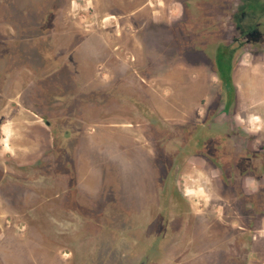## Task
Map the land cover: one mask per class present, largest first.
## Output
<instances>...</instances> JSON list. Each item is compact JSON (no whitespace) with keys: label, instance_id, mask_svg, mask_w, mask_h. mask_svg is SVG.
<instances>
[{"label":"rangeland","instance_id":"1","mask_svg":"<svg viewBox=\"0 0 264 264\" xmlns=\"http://www.w3.org/2000/svg\"><path fill=\"white\" fill-rule=\"evenodd\" d=\"M145 1L160 4L143 5ZM172 1L175 0H0V92L6 95L0 101V168L15 165L21 174L18 170L11 173L22 176L24 171L33 173L41 162L53 163L52 156L48 157L52 151L49 150L52 144L49 143L48 130L42 121L24 110L31 102L39 106L32 83L37 71H48L66 58L67 63L71 61L78 81L89 89H95L86 94L88 105L83 109V118L89 123L84 136L76 141L77 135L74 133L73 138L77 142L74 145L73 165L80 176L76 179L72 201L79 213L65 207L67 200L63 195L68 185L65 176L61 177L65 181L58 192L48 189L47 198L35 196L32 189H23L22 185L5 187L6 191L14 190L17 194L0 192V264H98L107 262L110 257L121 264H132L134 258L131 256L143 253L144 247H131V243L122 248L118 246L112 254L111 251L118 243V237L130 239L128 231L133 224L138 227L136 233L142 236L144 243L150 238L151 228L158 225L161 206L158 184L155 180L146 183L142 177L134 178L138 168L139 174L145 173L140 161L138 165L134 164L135 156L144 163L148 162L149 171L145 174H152L155 178L158 150L148 125L145 126L139 119L134 121L135 125L129 124L134 117L131 113L137 108L134 102H138L134 98L128 99V95L121 99L117 95L113 97L112 93L107 95L114 82L103 80H110L123 72L134 79L133 75L140 72L139 68L147 60L155 59V53H161L169 62L179 60L180 65L184 62L186 66L195 67L192 66V52L201 54L207 61L216 42L232 33L231 22L227 28L226 25L224 27L218 19L220 16L229 14L234 22V33L255 20L249 17L242 21V10L247 0H227L223 6V0H217L216 4L213 0H178L185 7L182 19L171 24L166 36L160 37L150 22H147V35L139 36L125 13L135 12L133 19L137 16L138 20L152 19L154 15H158L155 18L158 20L160 17L170 20L179 13L177 5H171ZM119 12L126 15L116 19ZM245 59L248 68L255 67L259 71L256 100L260 118L255 124L263 126L261 133L264 136V65L256 55L247 54ZM64 75L60 79L55 76L42 82H69ZM135 83L142 87L149 102L148 107L158 118L163 119L159 115L161 106L166 110L177 108L175 100H170L171 93L175 96L176 91L181 92L182 82H129L128 86L136 89ZM183 83L185 97L191 96L198 101V105L191 110L205 111L209 105L205 103L199 106L200 95L196 84L190 85L189 91L188 82ZM240 84L241 87L244 82ZM177 86L180 90L173 88ZM218 92L219 87H216V94ZM183 93L179 96L180 101L185 98ZM121 94H124L123 91ZM247 97L241 87L237 99L239 109L246 103ZM40 100L42 108H47L48 103L53 102L49 96ZM156 101L160 104H156ZM80 104L72 109L79 115L82 114L79 112ZM59 146L58 141L53 145L55 160ZM199 160L192 158L190 162L181 164V188L188 200L184 218L191 229L190 245L193 241L197 243V239L202 242L190 253L205 256H202L205 262L200 258L196 264H210L206 257L215 253L232 254L237 260L234 264H241V233L236 230L240 222L233 224L236 228L233 245L227 248L228 220L225 207L219 206L223 200L214 199L210 193L212 186L208 163ZM147 184L152 187L154 195L150 215L146 210L149 199L142 195L149 189ZM103 190L111 198L101 199L99 193ZM54 193L57 197L53 196ZM135 198L142 208L137 213L132 210L136 204ZM34 206L37 208L34 209ZM178 208L180 210L181 205ZM147 217L152 218L153 223L145 231L141 219ZM70 222L72 225H69ZM206 226L213 231H205L203 236L193 230L195 227L207 230ZM124 227L128 231L120 234ZM157 264L172 263L166 261ZM211 264L220 263L212 261Z\"/></svg>","mask_w":264,"mask_h":264},{"label":"flooded vegetation","instance_id":"2","mask_svg":"<svg viewBox=\"0 0 264 264\" xmlns=\"http://www.w3.org/2000/svg\"><path fill=\"white\" fill-rule=\"evenodd\" d=\"M213 2L216 4L217 0H213ZM226 2L227 0H223L221 2L222 6L224 3L226 5ZM115 4L119 6L117 3ZM159 4L160 2L153 3V1H145L143 3V5L150 6H158ZM245 4L244 10H242V21L251 17V19L255 18L254 22L251 24L247 23L245 26L243 24V30L239 31L238 33L240 34H238L237 32L234 33V22L229 14L227 16L221 14L222 16L218 18L219 21L224 27L226 25V28L231 22L233 25V28L231 27L232 33L225 35L216 42L209 60L206 61L201 54L192 52V66L195 67H191L190 65L186 66L184 62L180 65L179 60L169 62L161 56V53H155L154 58L160 60H147V63L139 68L140 72L133 75L134 79H130V76L123 72L124 74H119L120 76L118 75L110 80H103V82H114L111 88L109 87L107 90V95L112 93L113 97L117 95L120 99L128 95L126 96L128 99L134 98L138 102H134L137 108L131 113L134 117L133 121L131 119V122H129L130 126L135 125L134 121L136 120L137 122L139 119L145 126L148 125L153 133L158 150L156 176L154 178L152 174H145L149 171L148 162L144 163L135 156L134 164L138 165L140 161L145 173L139 174L140 168H138L134 178L137 176L142 177L146 183L155 180V183L159 186L158 200L161 204L158 211V225L156 228L152 227V230L150 229L149 240L145 237L147 242L145 241L144 243L142 236L136 233L138 227L134 226V224L129 228V231L127 227H124L119 233L121 234L127 230L130 239L118 237V243L116 242L117 244L112 249L111 254L118 246L122 248L125 247L124 245L131 243V247L133 245L134 247L137 245L144 247L140 256L135 254L137 257L139 256L138 258L134 257V255L131 256L134 258L132 264H157L166 261L172 264H182L184 262L196 264L200 258L202 262H205L203 260L205 258L204 255H202L203 258L201 255L190 253L191 249H194L197 245L200 246L202 242L201 239H197V243L193 241L192 245H190L189 232H191V229L187 227L184 218L188 200L181 188V177H183L181 164L190 162L192 158H198L200 159L199 161H203L205 164L208 163L209 179L212 186L210 193L214 199L223 200V202L219 203V206L223 205L225 207V215L228 220L226 231L230 239H227L225 246L229 248L233 245L232 239L235 235L234 229H236L233 224L239 221L240 226L236 230H240L241 233L242 263H264V136L261 133L263 126L250 123L251 120L246 110V103L242 104L239 109L240 105H237V99L238 87H240L239 84L241 82H234L232 77L234 68L240 63L242 58L246 61L245 57L247 54L256 55L258 61L264 65V0H256L255 2L247 0ZM171 5H177L179 13L170 20L165 19V17H160V20L155 19L158 18V15L152 16V19L138 20L137 16L133 19L135 12L125 13L136 28V33L139 36L147 35V22H150L161 37L162 35L166 36L170 32L172 23L181 21L184 13L185 7L180 1H172ZM119 8L121 7L119 6ZM125 13L119 12L116 19L124 17ZM142 26L144 27L142 28ZM65 59L48 71L39 70L36 72L35 82L32 83L38 95L36 102L39 103V106L36 107V103L31 102L30 106H25L24 108L27 113L42 121L48 130L49 143L52 144L49 149L52 151L51 153L49 152L48 157L52 156L53 163L41 162L37 165L38 167L34 168L33 173L24 171L22 176L11 173V171L18 170L15 165L0 168V192L6 195L17 194L14 190L9 189L6 191L5 187L22 185L23 189H32V193H35V196L47 198L48 189L51 188L52 191L57 190L58 192V189L62 187L61 185L65 181L61 177L65 176L68 181L67 190L65 195H63V198L67 200L65 207L79 213L78 208L72 201L77 185L76 179L80 176L76 173L73 165L74 145L78 139L82 140L86 125L89 123L83 118L85 112L83 109L88 105L86 94H89L90 90L94 91L95 89H89L86 84L79 82L71 61L67 63ZM176 66L182 71L184 69L190 70L187 74L189 80L195 76L194 71L202 67L210 74L215 75L217 81L205 82V94L200 96L202 100L199 103V106L208 103L209 106L207 105L208 108L205 111H193L191 109L178 111L160 110L159 115L163 118L160 119L148 107L149 102L145 98L146 94L143 92L142 87L137 83H135L136 89L128 85H130L129 82H150L151 84L154 82H167V80H161ZM63 75L64 79H68L69 82H42L48 81L55 76H59L58 79H60ZM216 87H219L218 94H216ZM121 91L124 94H121ZM179 93L176 91L174 96L172 92L170 100H175L178 104V101H180L179 96L182 95L181 92ZM5 96V94L0 92V101ZM46 96H49V99H52L53 102L50 101L47 108H42L40 103L43 101L40 99ZM82 97L84 98L83 100ZM78 103H81L79 112H82V114L80 115L72 110ZM74 133L77 135L75 142L73 140ZM57 141L60 146L57 150L58 158L55 160L56 152H53V145ZM17 172L20 173L19 170ZM148 188L142 195L149 199L146 210L148 215H150L152 211L150 205L154 195H152V187L149 186ZM105 193V190L99 193L101 199L108 200L111 198ZM53 196L57 197L55 193ZM137 196L135 195V197ZM135 203V207L132 210L137 213L136 211L142 208L138 206L136 198ZM178 205H181L180 210ZM36 208L37 206H34V209ZM152 221L150 217L141 219L142 228L145 231L148 230L149 224L152 226ZM134 223L137 225L136 222ZM69 225H72L71 222ZM206 227L208 228L207 230L196 227L193 230L196 233L198 231V234L203 236L202 234L205 231H213L209 226ZM210 255L206 257L210 264L212 261L224 264L229 260H231V264L237 263L236 257L232 254L215 253ZM251 258L254 259L251 260ZM110 259L107 262L102 261L98 264H121L119 260L111 257Z\"/></svg>","mask_w":264,"mask_h":264},{"label":"crops","instance_id":"3","mask_svg":"<svg viewBox=\"0 0 264 264\" xmlns=\"http://www.w3.org/2000/svg\"><path fill=\"white\" fill-rule=\"evenodd\" d=\"M187 69L179 70V67H175L174 69H171L168 74H166L161 81L167 80V82H188V90L190 85H195L198 90L199 95L205 94V87L206 85L203 84V82H210L212 80L217 81V78L215 75L210 74L205 68L200 67L198 70H195V76L189 80V77H187V74L189 73ZM258 69L257 68H248L246 66V61L242 58L240 63L234 68L232 72V77L234 82H244V85L241 87L244 88V94H247L248 97L252 98H246V110L248 111L249 119L251 120L250 123H255L259 120L260 111L257 109V100L256 95L258 93ZM184 73V74H182ZM182 87L184 88L185 84L181 83ZM238 87V90L239 88ZM175 90H180V88L173 87ZM180 90L182 93L184 89ZM190 91V90H189ZM239 93V92H238ZM184 97L186 96L183 93ZM196 98L185 97L182 101H178L177 108L174 110H188L191 109L193 106L198 105V101H196ZM202 98L199 99V102H201ZM183 104L181 106V104ZM156 104H160L158 101H156ZM161 111L166 110L163 109V107H160ZM170 109L167 108L166 111H169Z\"/></svg>","mask_w":264,"mask_h":264}]
</instances>
